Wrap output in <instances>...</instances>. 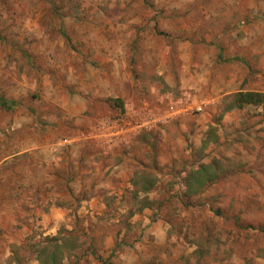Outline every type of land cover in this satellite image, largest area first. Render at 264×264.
I'll use <instances>...</instances> for the list:
<instances>
[{
  "label": "rangeland",
  "instance_id": "374dc122",
  "mask_svg": "<svg viewBox=\"0 0 264 264\" xmlns=\"http://www.w3.org/2000/svg\"><path fill=\"white\" fill-rule=\"evenodd\" d=\"M87 65L91 78L84 75ZM116 80L129 100L106 91ZM84 83L104 94L91 102L95 123L125 112L128 103L153 107L168 98L227 94L215 121L236 107L247 108V119L224 133L242 150L235 147L236 159L223 157L221 164L243 174L226 178L223 192L201 203L184 186L172 193L186 180H169L158 202L170 222L169 241L161 245L148 240L142 219L132 223L157 203L139 199V192L108 193L100 219L79 214L81 200L103 195L96 184L79 185L75 194L60 182L65 191L56 204L72 206L70 222L45 230L35 217L49 208L30 205L35 196L24 204L21 178L6 175L7 163L15 162L5 158L25 122L57 128L49 150L63 158L71 144L63 126L75 121L67 108ZM239 93L264 96V0H0V264H264V97L238 103ZM219 124L208 129L218 141ZM23 133L24 142L33 137L30 128ZM159 180L142 174L134 183L151 191ZM129 248L149 256L141 259Z\"/></svg>",
  "mask_w": 264,
  "mask_h": 264
},
{
  "label": "crops",
  "instance_id": "0c3cea01",
  "mask_svg": "<svg viewBox=\"0 0 264 264\" xmlns=\"http://www.w3.org/2000/svg\"><path fill=\"white\" fill-rule=\"evenodd\" d=\"M86 70L89 73L87 72L84 75L86 78H91L94 70L88 65ZM122 86L120 81L116 80L114 86L106 91L113 97L122 96L129 100L130 92L123 89ZM195 86L197 88L201 87L199 84H195ZM78 91L73 96L79 98V100L67 108V114H69V117L75 118V121H69L68 127L63 126L66 130V136L70 137L71 140V144L63 158L53 155L49 150V146L57 140V128L49 132L50 128L46 127L47 130L42 131L46 128L38 123L27 127V122L23 124V128H17L14 135L15 138H18L16 139V145H14L15 151L8 153L5 158L7 161L15 162V165L7 163L9 169L6 170V175H18L21 178L23 183L21 184L22 198L23 200L26 198L24 204H27V197L35 196V199L29 202L30 205L38 203L40 208H49V212L43 213L42 217H40L39 211L35 217V220L41 218V225L45 230L51 232L53 228L70 222L68 218L69 211L67 210L72 206L56 204V198H62L61 194L65 191L59 189V187H69L75 194H78L81 190V188H78L79 185L82 186V189H88L90 184H96V188L100 189L99 192L103 195L90 196L81 200L79 214L84 213L85 217L89 214L91 217L100 219L109 207L106 198L108 193L120 195L121 197V195H128L132 191L139 192V194H142V196L139 195V199L149 197L146 200L153 202V204L155 201L157 203L151 207L146 206L142 215L133 217L132 223L142 219L146 235L149 237L148 240L152 241L151 243L161 245L169 241L167 229H169L170 222L165 216L167 211L164 208L166 207L158 202L161 201V195L169 191V188L166 187L169 180L175 178L180 181L182 179L186 180V183L182 185L177 184L172 193L184 188L188 192L190 189L195 193L187 194L191 197V201L201 203L204 199H209L208 196L223 192L220 183L226 181V178L243 174L238 169L237 171H226L221 164L225 159L223 157L236 159L234 155L235 147L242 150V143L238 139L235 141L230 140L233 142H230L232 144L230 146L228 140L225 141L226 139L223 138L224 133L235 132L236 127H240L247 119V108L240 110L236 107V110L233 109L234 114L226 113L219 122L215 121L222 111L219 103L227 94L213 97L209 93L207 96H203L201 100L189 97L187 98L188 105H186L188 112L180 110V115L171 123L160 125L137 135L130 134L126 140L109 145L93 133L95 124L93 117L98 110L95 109L96 106L94 109L91 107V102L96 97L104 94H99V90L95 89L91 83H84ZM162 103L164 102L160 101L158 106L153 107L159 108ZM201 103L204 105L203 111L200 115H194L196 107ZM148 107L152 106L147 103H142L139 106L136 103H128L125 105V110L136 112ZM17 123V127H20L21 121ZM218 123H220L217 127L221 136L219 141L216 135L213 136L208 132L211 124ZM28 128L33 131V137L26 138L24 142L21 137L24 136L23 132ZM47 132H49L48 135L41 138V134ZM235 135H231V138ZM19 146L21 147L19 148ZM61 160L63 161L62 165L59 162ZM201 162H205L201 167L202 169L206 170L208 168L205 173L201 172L200 167L194 168V165ZM211 167L217 169L211 170ZM62 171L63 174L58 175ZM142 174L150 178L159 177L160 180L156 185L152 184L154 186L151 191L145 186L141 189L139 185H135L134 179ZM211 177H217V184H213L212 187L209 186L210 188L207 187L202 192L200 184L203 183L204 179ZM219 179L221 181L218 182ZM60 182L64 186L60 185ZM111 240L112 237L106 238L105 242L108 248L111 247L109 244ZM11 242L12 240H10ZM133 248H129V250L133 251L132 253L137 257L145 260L149 256L148 250L137 248L134 251ZM128 255L129 251H126L125 257L127 258ZM125 264L133 263L129 260Z\"/></svg>",
  "mask_w": 264,
  "mask_h": 264
},
{
  "label": "built area",
  "instance_id": "2783aa9c",
  "mask_svg": "<svg viewBox=\"0 0 264 264\" xmlns=\"http://www.w3.org/2000/svg\"><path fill=\"white\" fill-rule=\"evenodd\" d=\"M187 97L168 98L159 108L148 107L141 111H125L117 116L103 117L94 124L93 133L109 145L124 141L130 134L150 131L160 125L169 124L177 119L180 110H187ZM203 103L195 112L203 111ZM106 143V144H107Z\"/></svg>",
  "mask_w": 264,
  "mask_h": 264
},
{
  "label": "trees",
  "instance_id": "16d2710c",
  "mask_svg": "<svg viewBox=\"0 0 264 264\" xmlns=\"http://www.w3.org/2000/svg\"><path fill=\"white\" fill-rule=\"evenodd\" d=\"M237 98H238V103H242L241 101L244 99V98H247V97H257V98H260V97H264L263 95H260V94H242V93H239V94H236L235 95ZM242 106V105H241ZM217 168H214V167H211V170H216ZM208 170V168L205 170L204 168L202 169L201 168V172L202 173H205L206 171ZM217 181V177H211V178H206L203 180V183L200 184V186L202 187V192L207 189V187L215 184V182ZM191 188V186H190ZM188 194L191 195V194H195L194 192H192L190 189L188 191ZM199 194V193H198Z\"/></svg>",
  "mask_w": 264,
  "mask_h": 264
}]
</instances>
